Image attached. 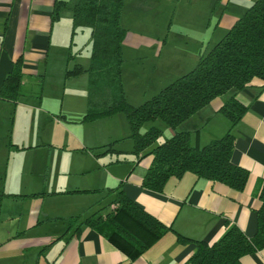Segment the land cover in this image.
Masks as SVG:
<instances>
[{
	"label": "crops",
	"instance_id": "1",
	"mask_svg": "<svg viewBox=\"0 0 264 264\" xmlns=\"http://www.w3.org/2000/svg\"><path fill=\"white\" fill-rule=\"evenodd\" d=\"M253 1L125 0L122 21L128 30L123 41V81L128 99L135 104L143 102L148 87L135 83L128 86L126 69L129 60L133 63L151 60L153 70L159 69L158 77L161 78L164 71L163 79L174 80L192 69L200 53L208 51ZM54 2L0 0V90L13 62L20 56L24 60L23 94L19 101L0 97L2 137L10 148L17 143H21L17 145L19 147H27L24 140L16 139L17 143H13L11 139L15 107L17 110L28 107L34 113L47 112L41 101L48 74L55 70L59 77H64L67 67L80 62L74 53L69 57L72 11L63 10L59 19L53 21ZM132 68L136 70L134 65ZM148 78L150 84L153 75ZM156 88L154 85L151 92ZM41 91L39 98L36 94ZM131 92L135 97H131ZM233 93L228 90L214 97L179 123L176 129L189 130L192 144L199 145L222 135L231 122L220 108ZM235 94L246 105L242 118L232 129L235 134L232 160L249 169V179L243 190L186 171L180 178L171 176L162 191H155L141 185L152 155L137 163L133 160L134 153L131 160L126 157L118 160L129 164L121 163L119 170L109 171L111 179L105 181L107 187L122 182L131 198L173 227L139 257L131 259L95 228L82 225L77 231L80 220L69 225L63 218L49 219L78 214L98 199L94 194H77L72 198L60 196L92 193L67 190L96 186L60 185L53 189L44 186L34 191L27 188L15 191L17 189L0 184V264H187L196 243L180 241L178 232L213 242L224 233L228 220L253 235L257 229V208L261 203L259 190L264 179V78L254 77ZM62 114L66 116L63 112L58 113L60 117ZM116 115L92 123H104L109 136L121 138L109 127L111 122L105 120ZM43 189L47 192L44 195H31ZM12 193L20 195H9ZM241 264H264V247L243 255Z\"/></svg>",
	"mask_w": 264,
	"mask_h": 264
},
{
	"label": "trees",
	"instance_id": "2",
	"mask_svg": "<svg viewBox=\"0 0 264 264\" xmlns=\"http://www.w3.org/2000/svg\"><path fill=\"white\" fill-rule=\"evenodd\" d=\"M124 3L125 0L54 2L51 14L53 21L59 19L63 10L72 11L70 46L79 29L84 26L91 29L89 66L85 67L81 62H76L65 71L66 78L88 72L87 108L81 121H93L121 112L125 114L129 124L127 136L133 139L130 152L135 154L134 162L152 155L141 182L145 188L162 191L171 176L180 178L186 171H192L197 177L222 181L235 189L243 190L249 179V169L232 160L235 145L232 129L242 118L246 105L235 93L254 77L264 78V0H254L208 51L200 53L192 69L138 104L128 99L123 81V41L128 30L122 21ZM215 7L216 5L213 9ZM72 55L69 50V57ZM23 64L22 56L13 62L0 90L1 98L17 101L23 94ZM42 84L43 79L41 89ZM228 90H233L234 93L223 103L220 111L229 118L231 124L225 133L213 137L203 145L192 144L189 130H175L172 135L156 144L163 133L162 127L151 124L146 130H142L147 121L157 117L176 129L179 123ZM41 93L42 91L36 95L41 98ZM120 139L122 138L99 146L104 147V151L120 152L123 150L115 145ZM123 158H117L116 161ZM105 189L106 195L115 193L114 197L89 215L82 217L81 212L49 219L63 218L68 220L69 225L80 220L77 231L82 225L95 228L131 259L139 257L173 228L131 198L122 182ZM45 193L47 192L43 189L31 195ZM259 197L261 203L257 208V229L251 236L239 225L228 220L224 233L213 242L194 239L178 232L180 241L193 240L196 243L187 264H241L243 255L263 248L264 179Z\"/></svg>",
	"mask_w": 264,
	"mask_h": 264
},
{
	"label": "rangeland",
	"instance_id": "3",
	"mask_svg": "<svg viewBox=\"0 0 264 264\" xmlns=\"http://www.w3.org/2000/svg\"><path fill=\"white\" fill-rule=\"evenodd\" d=\"M90 36V27L84 26L74 35L72 46L69 44V50L76 54V60L85 67L89 66L91 60ZM127 57H129L128 54ZM154 61L156 60L154 59ZM133 65L140 76L136 73L135 68H132ZM152 65L151 60H140V63H133L132 60H129L127 64L126 79L128 86L131 83L138 86H148L145 88L147 91L143 97H146L145 99L172 81V78L171 80L163 79L164 71L161 73V78L158 77L159 69L154 71ZM150 74L153 75V79L148 84ZM154 85L157 88L151 92ZM87 89V71L72 78H65V76L59 77L57 72L52 70L44 84L41 101L42 106L48 109L47 112L38 111L34 113V110L22 106L18 110L15 107L13 120L10 115L13 121L11 124L12 142L17 143L16 139L24 140L26 143L24 145L27 147L17 146L21 143H17L11 148L5 145L2 137L3 122L0 120V184L8 185L7 187L11 189H17L15 191H21L20 189L25 188L34 191L42 189L44 186L46 189H53L60 187V185L96 186L91 189L67 190L68 192L92 191V193L60 195L65 196L64 198H72L77 194H94L95 199H98L85 207L82 211V217L100 205L106 204L114 197L115 193L106 195L105 188L108 184L105 181L111 179L109 171L119 170L121 163L129 164L125 161L117 162V158L126 157L127 160L134 158V154L130 152L133 148V139L127 136L129 124L125 114L121 112L105 120L111 122L109 127L118 134V137L122 138L115 145L123 151H104V147L99 146L114 139V137L109 136V129L104 123H92L96 120L81 121L87 104ZM133 95L135 97V94L131 92V97ZM61 112L65 113L66 116L60 117L58 113ZM151 124L159 125L163 129L162 135L155 144L174 133V128L166 124L160 117L147 121L142 130H146ZM34 139L36 142H31ZM48 198L46 197V202L50 201Z\"/></svg>",
	"mask_w": 264,
	"mask_h": 264
}]
</instances>
